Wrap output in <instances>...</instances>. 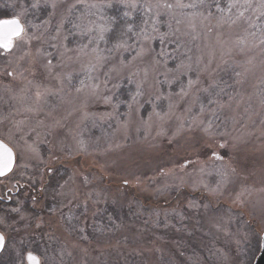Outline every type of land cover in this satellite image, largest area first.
<instances>
[{"label": "rangeland", "instance_id": "374dc122", "mask_svg": "<svg viewBox=\"0 0 264 264\" xmlns=\"http://www.w3.org/2000/svg\"><path fill=\"white\" fill-rule=\"evenodd\" d=\"M248 2L0 0V18L25 25L0 52V140L17 158L0 182V264L28 251L40 264H255L264 0Z\"/></svg>", "mask_w": 264, "mask_h": 264}, {"label": "snow or ice", "instance_id": "6c2138e0", "mask_svg": "<svg viewBox=\"0 0 264 264\" xmlns=\"http://www.w3.org/2000/svg\"><path fill=\"white\" fill-rule=\"evenodd\" d=\"M167 6L171 7V5ZM235 6L236 5H232V7ZM243 6L251 7V4L248 0H244ZM240 15L242 16L243 12H241ZM127 31H132L131 26H129ZM24 36L25 25L21 22V19L17 15H12L8 18H0V52H13L18 44L25 43ZM48 63L51 64V61ZM8 75H12V73H8ZM13 163L14 153L12 148L0 140V175H3L6 171H11ZM4 245L5 238L0 235V250H3ZM26 260L27 264H40V254H34L32 251H28Z\"/></svg>", "mask_w": 264, "mask_h": 264}, {"label": "water", "instance_id": "95a60500", "mask_svg": "<svg viewBox=\"0 0 264 264\" xmlns=\"http://www.w3.org/2000/svg\"><path fill=\"white\" fill-rule=\"evenodd\" d=\"M13 153H14V163H13V167H12L11 171H6L3 175H0V178L1 177H4V176H7L8 174H10L14 170V168L16 166V163H17V158H16V154H15L14 150H13ZM0 235H2V234L0 233ZM2 236H5V235H2ZM261 244H262V246H261V252H260V254H258V257H257V259L255 261V264H264V234L262 235V243ZM5 245H6V238H5ZM5 245H4L3 250H0V256L4 252Z\"/></svg>", "mask_w": 264, "mask_h": 264}, {"label": "trees", "instance_id": "16d2710c", "mask_svg": "<svg viewBox=\"0 0 264 264\" xmlns=\"http://www.w3.org/2000/svg\"><path fill=\"white\" fill-rule=\"evenodd\" d=\"M19 1H21V2H25V4H29V3H31V0H19ZM31 5V4H30ZM0 14H2V12L0 13ZM5 15H7V14H3V15H1L0 17H3V16H5ZM104 209H105V211L103 212L104 213V215L106 216V215H114V217H115V215H116V212H114V208L113 207H111L110 205H108V206H106V207H104ZM73 213H71L69 216L71 217V215H72ZM125 214V213H124ZM103 215V216H104ZM114 219H116V218H114ZM107 220V219H106ZM99 222V221H98ZM73 224H74V221L72 222Z\"/></svg>", "mask_w": 264, "mask_h": 264}, {"label": "bare ground", "instance_id": "6f19581e", "mask_svg": "<svg viewBox=\"0 0 264 264\" xmlns=\"http://www.w3.org/2000/svg\"><path fill=\"white\" fill-rule=\"evenodd\" d=\"M15 167H16V166H15ZM14 169H15V168H14ZM13 171H14V170H13ZM13 171H12V172H13ZM12 172H11V173H12ZM11 173H10V174H11ZM10 174H8L7 176H9ZM7 176L1 177V178H0V182H1L3 179H5ZM2 201H4V199L0 196V202H2ZM5 247H6V245H5Z\"/></svg>", "mask_w": 264, "mask_h": 264}]
</instances>
